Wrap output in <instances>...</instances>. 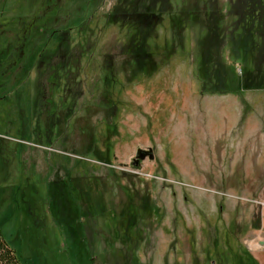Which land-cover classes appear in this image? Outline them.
Instances as JSON below:
<instances>
[{
    "label": "rangeland",
    "instance_id": "374dc122",
    "mask_svg": "<svg viewBox=\"0 0 264 264\" xmlns=\"http://www.w3.org/2000/svg\"><path fill=\"white\" fill-rule=\"evenodd\" d=\"M74 2L81 12L70 0H0L6 242L41 264L23 252L37 185L46 264H88L78 224L90 264H264V128L259 139L248 125L264 126V0ZM59 11L73 17L66 64L58 34L44 33ZM149 12L157 69L138 73ZM20 65L29 74L6 92ZM42 96L62 118L51 142Z\"/></svg>",
    "mask_w": 264,
    "mask_h": 264
},
{
    "label": "trees",
    "instance_id": "16d2710c",
    "mask_svg": "<svg viewBox=\"0 0 264 264\" xmlns=\"http://www.w3.org/2000/svg\"><path fill=\"white\" fill-rule=\"evenodd\" d=\"M72 3L70 5V10L73 12H81L82 6L77 5V2H74V0H70ZM78 12V13H79ZM63 12L59 11L52 19L51 23L49 24L47 30H45L44 33H49L51 36L58 34V37L60 38L59 42V50H60V63L66 64V61L70 58V48L68 45L70 40V33L69 31L66 32V28L70 25L72 22L73 17H69V15L66 16V18L62 17ZM157 15H153L152 13H148L147 15H144L142 17V20L140 22L141 26V35L138 40V42L135 44V49L133 51V60L135 61L136 65V71L138 73H143L144 71H150L154 72L157 69L156 61L153 58L152 53L149 50L148 42L149 39L152 37L154 32V26L157 24ZM205 60V55H204ZM24 65H20L15 72L11 76V80L9 83L5 86L6 92L12 90L15 86L17 87L21 82L24 81V78L29 74L30 69H23ZM24 70V71H23ZM203 71V70H202ZM204 79L205 76H202ZM252 87L251 85L247 88ZM256 88H258L255 85ZM258 89H264L258 88ZM5 98V97H3ZM1 100V98H0ZM40 108L41 112L39 115V122L41 123L42 129L40 130V135L44 138L48 139L49 142L54 141V135L56 129H60L62 127V118L60 115H58L57 111L52 108V106L47 102L45 96H42L40 99ZM33 193V194H32ZM29 200L27 202V208L26 211L30 213V225L28 227H25L26 229V243L23 247V252L26 251L27 247V258H35L41 262V264H46L45 261H43V243H48L49 237L47 236V232L43 231L41 234L37 231V229L43 227L45 228L47 226V223H49L48 217L45 216L43 219L42 217L35 212L40 205L45 206L47 202L46 197H42L37 185H31L29 195H27ZM26 196V197H27ZM25 199V197L23 198ZM26 200V199H25ZM41 209V208H40ZM130 214V213H129ZM134 215V214H133ZM135 217H132V219L129 220V226L128 229L133 228ZM73 225V224H72ZM80 224L76 226L75 232H78L77 235H72V242H75L78 247V257L80 261H87L88 264L92 261V259L88 258L86 254H83V251L86 249V244L83 242L85 237H83L82 233L80 232ZM40 236V237H39ZM41 241V243H40ZM45 243V244H46ZM52 250V249H50ZM86 253V252H85ZM0 264H23L22 260L18 257L15 250L11 248V246L6 242L2 231L0 229Z\"/></svg>",
    "mask_w": 264,
    "mask_h": 264
},
{
    "label": "crops",
    "instance_id": "0c3cea01",
    "mask_svg": "<svg viewBox=\"0 0 264 264\" xmlns=\"http://www.w3.org/2000/svg\"><path fill=\"white\" fill-rule=\"evenodd\" d=\"M240 108H241V105H240ZM240 114L242 115L241 117H243L244 112L241 111ZM250 123L251 124H248L250 126V127L248 126L249 129L252 128L253 130H255V133H256L257 137L260 139V137H259V133H260L259 130L264 128L263 122L260 123L259 121L256 122V121L253 120V121H250ZM258 138H256V140H255L256 143H253V140H252L251 137L249 139H247V142H248L249 145L250 144L251 145H260V141H258ZM242 142H244V139L243 138H242ZM261 257L264 258V253L261 255Z\"/></svg>",
    "mask_w": 264,
    "mask_h": 264
}]
</instances>
